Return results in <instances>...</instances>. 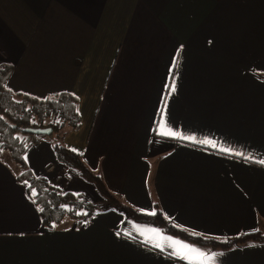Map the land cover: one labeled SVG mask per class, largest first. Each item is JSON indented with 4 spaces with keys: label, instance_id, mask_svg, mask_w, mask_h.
<instances>
[{
    "label": "crops",
    "instance_id": "crops-1",
    "mask_svg": "<svg viewBox=\"0 0 264 264\" xmlns=\"http://www.w3.org/2000/svg\"><path fill=\"white\" fill-rule=\"evenodd\" d=\"M2 64L14 94L73 97L61 141L120 203L215 240L264 233V0H0ZM2 157L0 264H188L171 241L204 254L193 264H264V241L202 248L106 206L48 136L24 153L28 174L108 209L47 229Z\"/></svg>",
    "mask_w": 264,
    "mask_h": 264
},
{
    "label": "trees",
    "instance_id": "trees-1",
    "mask_svg": "<svg viewBox=\"0 0 264 264\" xmlns=\"http://www.w3.org/2000/svg\"><path fill=\"white\" fill-rule=\"evenodd\" d=\"M10 73L9 66L0 65V156H7L11 164L18 165L17 178L26 185L27 193L32 191L33 202L45 228L51 229L63 219L73 220L79 228L88 224L94 214L107 208L84 201L77 194L61 193L46 179H35L28 174L23 161L24 153L31 145L48 136L52 138L53 151L59 163L74 176L89 183L106 206L123 212L135 222L154 226L162 233L177 236L202 248L227 249L236 243L264 241V233L261 232L224 241L202 237L170 223L156 206L151 213H144L120 203L117 197L107 190L101 177L85 166L81 154L66 148L61 141L67 129L78 127L79 118L73 97L69 94H57L39 100L24 94H14L5 88ZM28 128L51 129V132L48 135L31 134L25 131Z\"/></svg>",
    "mask_w": 264,
    "mask_h": 264
},
{
    "label": "snow or ice",
    "instance_id": "snow-or-ice-1",
    "mask_svg": "<svg viewBox=\"0 0 264 264\" xmlns=\"http://www.w3.org/2000/svg\"><path fill=\"white\" fill-rule=\"evenodd\" d=\"M173 66L175 67V62L173 63ZM169 88V95L172 92H175V81L173 80L171 85L167 86ZM166 108H167V104L166 101L164 102V107L161 109V118L162 121L164 119V117L166 116ZM59 122V121H57ZM161 126L163 127L164 125L161 124ZM163 135L166 136H171V137H179V133L176 131H168L165 133H162ZM186 139H192L195 140V137H184ZM201 144H205L208 145L212 148H217V144L215 141L213 140H208V139H204V140H200L198 141ZM220 151L226 152V153H230V154H235V155H241L243 156L244 154L241 152H234L232 149L230 148H221ZM247 159V157H245ZM260 163L264 164V160H261ZM40 211H43V209H40ZM153 215L155 214L154 212L152 213ZM169 241H171V238H168ZM157 248H162L163 245H161L160 243H156L154 245ZM167 247L172 248V254L177 256L178 259L180 260H187L188 264H193V261L189 258V254L190 253H198L199 255L203 256V253H199L198 249L193 248L191 245L185 244L182 241H171L170 243L166 244ZM178 246V247H177Z\"/></svg>",
    "mask_w": 264,
    "mask_h": 264
},
{
    "label": "water",
    "instance_id": "water-1",
    "mask_svg": "<svg viewBox=\"0 0 264 264\" xmlns=\"http://www.w3.org/2000/svg\"><path fill=\"white\" fill-rule=\"evenodd\" d=\"M25 131L31 134L48 135L50 134L51 129L28 128Z\"/></svg>",
    "mask_w": 264,
    "mask_h": 264
},
{
    "label": "rangeland",
    "instance_id": "rangeland-1",
    "mask_svg": "<svg viewBox=\"0 0 264 264\" xmlns=\"http://www.w3.org/2000/svg\"><path fill=\"white\" fill-rule=\"evenodd\" d=\"M0 157H2V156H0ZM2 158L7 159V157H5V156H3ZM11 165H12V167H13L14 169H16V170L19 169L18 165L16 166L14 163L11 164ZM87 195H88V194H87ZM100 207H103V208H104V207H106V206H104V205L102 206V205H101Z\"/></svg>",
    "mask_w": 264,
    "mask_h": 264
},
{
    "label": "built area",
    "instance_id": "built-area-1",
    "mask_svg": "<svg viewBox=\"0 0 264 264\" xmlns=\"http://www.w3.org/2000/svg\"><path fill=\"white\" fill-rule=\"evenodd\" d=\"M50 169V168H49Z\"/></svg>",
    "mask_w": 264,
    "mask_h": 264
}]
</instances>
